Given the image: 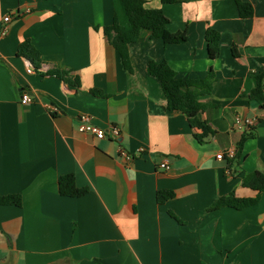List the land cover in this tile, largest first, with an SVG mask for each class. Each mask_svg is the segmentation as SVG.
Returning <instances> with one entry per match:
<instances>
[{
	"label": "crops",
	"instance_id": "crops-1",
	"mask_svg": "<svg viewBox=\"0 0 264 264\" xmlns=\"http://www.w3.org/2000/svg\"><path fill=\"white\" fill-rule=\"evenodd\" d=\"M145 1L188 40L166 45L142 31L129 47L131 72L103 33L113 0H0V29L12 15L0 35V196L22 198L19 207L0 205V264H264V194L241 211L211 210L231 194L255 198L244 176L264 173V106L250 99L258 76L264 85V0ZM238 1L252 6V17H241ZM209 29L220 34L216 59ZM28 41L41 54L39 69L19 54ZM152 60L184 81L213 71L199 117L214 136L199 142L187 116L167 109L148 73ZM53 70L80 85L49 76ZM83 115L118 126L121 138L79 133ZM246 119L254 126L238 125ZM230 150L231 170L229 157L217 158ZM164 158L169 171L160 169ZM69 174L86 195L60 194ZM159 191L175 196L159 204Z\"/></svg>",
	"mask_w": 264,
	"mask_h": 264
},
{
	"label": "trees",
	"instance_id": "trees-1",
	"mask_svg": "<svg viewBox=\"0 0 264 264\" xmlns=\"http://www.w3.org/2000/svg\"><path fill=\"white\" fill-rule=\"evenodd\" d=\"M163 4H172L176 0H161ZM114 21L113 24L104 27L103 33L108 42L117 50L121 56L124 67L132 72V63L129 47L137 43L142 31L151 32L150 39H162L166 45L182 44L188 40V32L172 33L168 29L170 21L160 9H148L145 0H113ZM238 10L242 18L253 16L252 6L248 3L238 1ZM209 43V58L216 59L220 54V34L214 29H209L206 35ZM19 54L28 59L37 69L41 67L42 57L40 52L28 41L19 48ZM234 55L237 51L234 50ZM148 73L160 82L170 111H180L187 116L190 125L198 133L196 138L203 142L204 138L214 136L216 131L207 121L200 119L199 115L204 110V106L199 102L201 94L210 93L214 83L213 71H210L209 77L201 81H184L177 77L176 72L167 62L150 61L148 64ZM49 76L57 77L68 84L80 85L77 78L72 80L67 71L53 70L48 72ZM263 76L257 77V86L252 90L250 99L261 103L264 106V85ZM246 137H243L239 144V151L242 150ZM228 168L231 170L234 162L233 158H227ZM243 185L257 192L255 198H238L235 194L220 198L211 208L219 210L224 207L244 210L248 207L257 205L260 197L264 194V173L254 172L244 176ZM59 192L64 197H82L88 193L87 189H81L76 184L73 174L62 176L59 179ZM171 191H159L157 201L159 204H165L174 198ZM0 205L2 206H21L22 198L18 195L0 196Z\"/></svg>",
	"mask_w": 264,
	"mask_h": 264
},
{
	"label": "built area",
	"instance_id": "built-area-1",
	"mask_svg": "<svg viewBox=\"0 0 264 264\" xmlns=\"http://www.w3.org/2000/svg\"><path fill=\"white\" fill-rule=\"evenodd\" d=\"M12 15H7L4 18L5 25L0 29V35L4 36L7 34L8 31V23L11 22ZM28 73L33 72V68L30 66L27 70ZM31 102V97L27 94H24L21 99V103L23 105H27ZM255 124V120L246 119L245 121H238V125L240 126H248L252 127ZM78 132L83 135H92L96 139L103 140L106 138H110L113 140H119L122 136V131L118 126H112L108 129L102 128L92 122V118L88 115H83L80 119V124L78 125ZM139 154L142 155L144 153L143 149H140ZM121 155L125 157L128 160L134 159V157L130 154H128L126 151L121 150ZM226 157L233 158L234 152L232 150L228 151L227 153H220V155L217 156L219 160H223ZM160 169L163 171H169L171 169V164L168 158H164V160L160 164Z\"/></svg>",
	"mask_w": 264,
	"mask_h": 264
}]
</instances>
